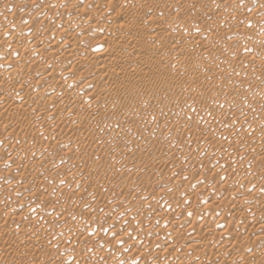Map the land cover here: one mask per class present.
<instances>
[{
  "label": "rangeland",
  "instance_id": "1",
  "mask_svg": "<svg viewBox=\"0 0 264 264\" xmlns=\"http://www.w3.org/2000/svg\"><path fill=\"white\" fill-rule=\"evenodd\" d=\"M63 1L67 0H0V52L10 51L14 59L29 55L35 47L30 42L34 32L38 33L34 42L51 37V42L44 44L47 38L41 42L44 49L53 44L51 49L62 46L60 49L66 50L65 44L72 36L74 41H70H76V48L83 46L91 53L87 65L75 63L73 57H68L71 52L65 57H51L52 63L33 53L36 61L18 68L21 75L9 66L8 58L0 56V236L4 235L0 240V264H23L28 259L31 264L35 260V264H48L49 260L60 261L50 264H264V0H121L117 8L125 14L122 21L132 18L131 32L141 31L134 32L136 38L125 43L128 46L121 48V55L117 53V60L131 64L123 73L134 74L141 63L151 59V53L158 61L153 58L156 63L144 78V86L140 82L126 84L124 93L113 92L115 106L125 110L102 106L92 108L95 110L89 117L69 114V108L56 99L49 100L46 91L40 95L38 82L44 77L46 63L61 81L76 79L72 90L66 85L64 89L76 96L85 91L79 96L84 105L78 109L83 106L82 110L91 111V90L97 92V81L108 80L107 72L95 69L100 62L96 54L104 48L114 49L121 39L116 34L123 39L129 36L118 25L121 19L115 23L112 14L98 15L100 1L113 4L114 0H68V4L78 5L72 13L60 6ZM131 6L150 10L145 18H135L129 15ZM73 19L82 23L91 19V24L74 36L69 29ZM105 22L107 28L100 29L97 23ZM167 32L176 37L165 39ZM135 51L137 57L144 55L140 61ZM135 58L138 63H133ZM179 60L183 67L176 66ZM87 68L93 73L91 83L85 80L90 75ZM9 70L17 79L3 77ZM25 73L30 78L23 79ZM179 73L180 79L176 76ZM155 78L162 81L156 84L158 87ZM134 97L137 102L126 100ZM25 110L30 111L26 112L28 119ZM33 110H41V117L47 110L57 117L49 121L48 131L38 139L34 132H38L43 119ZM67 113L69 117L75 115L70 126L57 120ZM76 126L83 129L72 134ZM11 128L18 129L14 133ZM78 136L80 142H76ZM19 228L28 231L24 239H15L10 232ZM49 236L51 242L45 244ZM25 246L31 250H24Z\"/></svg>",
  "mask_w": 264,
  "mask_h": 264
},
{
  "label": "bare ground",
  "instance_id": "2",
  "mask_svg": "<svg viewBox=\"0 0 264 264\" xmlns=\"http://www.w3.org/2000/svg\"><path fill=\"white\" fill-rule=\"evenodd\" d=\"M68 1V0H67ZM67 1H63L62 2V4L60 5V6H63V7H65V8H67V9H65V10H67L69 13H72L73 12V10H75L76 9V3L75 4H73V3H71V5L73 4L74 6H71L70 4H68V2ZM71 1H73V0H71ZM92 1V0H91ZM99 1V0H98ZM126 1V0H125ZM172 1V0H171ZM198 1V0H197ZM218 1V0H217ZM221 1V0H220ZM114 2H115V4H114ZM130 2V1H129ZM186 2V1H185ZM204 2V1H203ZM118 3H121V0H114L113 1V4L112 3H108L107 2V4L106 3H104V2H101L100 1V3H98V4H100L99 5V7H102L101 8V11H100V13L98 14L99 16L100 15H102V16H105V17H110V15L112 14V17H110L111 19H112V21H119L120 19H121V24H118V25H120V26H122V29H124L125 31V34L127 35V36H129L128 38H126V39H123V37L124 36H122V35H120L119 33L118 34H116L117 36L119 35L120 37H118V39L119 38H121V39H119L118 41H117V38H115L114 37V39L117 41V45H115L114 46V49H111V48H109L108 47V49L106 48V50H105V48H104V50L102 51H100L98 54H96V55H100V60L98 59V61H100L99 62V65H98V67L97 68H95V69H97V72L99 73V72H107L105 75H107L106 77H108V80H106L105 78L104 79H101L100 81H97L98 82V84H97V88H98V90H95V91H97V92H93V90H91V92H92V94L91 95H89L90 97H89V100H91V98L93 99V101L91 102L92 104H91V106L93 105V107H91L90 109H92V108H97L98 109V107H100V108H102V106L103 107H107V108H116V109H120V110H125V109H123V108H121V107H116L115 106V104H114V100H113V98L114 97H112V95H113V92L114 93H116V94H122V93H124L126 90H127V86H125L126 84L127 85H135V84H137V83H142V85L144 86L145 85V83H144V78L148 75V71H149V69L152 67V63H154L153 62V58H154V54L152 55V53L150 54V58L151 59H147L146 58V56H145V58L147 59L145 62H143V63H141V67L136 71V72H134V74H133V72H132V75H129V76H127V74H131V72H128L127 74H126V72L125 73H123L124 71H126V69H127V66L129 65H131V64H128V63H123L124 61H123V59H122V61H119V60H117V58H118V56H120L121 55V52L123 51H121V48H124V46H126L127 44H125L127 41H131L134 37L136 38V36H137V34L136 33H134V32H138L139 30H136L135 28V30L136 31H134V32H131L132 31V28H131V26H130V24H131V21H132V18H131V21L129 20V22H127V21H124V22H126V23H124L123 21H122V19L125 17V14H124V12H122V10L123 9H119V8H117V5H118ZM122 3H123V0H122ZM126 3V2H125ZM221 3H223V2H221ZM130 4V3H129ZM171 4V3H170ZM184 4V3H183ZM190 4V3H189ZM231 4V3H230ZM169 5V4H168ZM186 5V4H185ZM229 5V4H228ZM68 6H70V7H68ZM78 6V5H77ZM231 6H232V4H231ZM236 6V5H235ZM121 7V6H120ZM132 7V6H131ZM166 7H167V5H166ZM178 7V6H177ZM177 7H175V9L177 8ZM179 7H181V6H179ZM187 7V6H186ZM196 7H198V6H196ZM215 7V6H214ZM234 7V6H233ZM263 7V6H262ZM169 8V7H168ZM184 8V7H183ZM183 8H180V9H182L183 10ZM188 8H190V7H188ZM232 8V7H231ZM236 8V7H235ZM174 9V8H173ZM203 9H204V7H203ZM234 9V8H233ZM238 9V8H237ZM128 10H129V8H128ZM150 9H146V8H144V7H142V6H134V7H132V9L130 10L131 12H130V16L131 17H135V18H137L139 15V17H146V15H147V12L149 11ZM163 10V9H162ZM259 10V9H258ZM185 11V10H184ZM220 12V11H219ZM255 12H257V11H255ZM259 12V11H258ZM257 12V13H258ZM67 13V12H66ZM127 13H129L128 11H127ZM151 14H152V12H150ZM183 13V12H182ZM212 13V12H211ZM256 13V14H257ZM260 13V12H259ZM258 13V14H259ZM173 14V13H172ZM254 14V13H253ZM256 14H254L255 16H256ZM257 14V15H258ZM128 15V14H127ZM150 16V15H149ZM253 16V15H252ZM254 16V17H255ZM104 17V18H105ZM151 17V16H150ZM150 17H148L147 19L148 20H150L149 18ZM239 17V16H238ZM254 17H252V18H254ZM257 17V16H256ZM48 18V17H47ZM77 18V17H76ZM76 18H74V19H76ZM91 18V17H90ZM127 18V17H126ZM130 18V17H129ZM200 18H202V17H200ZM260 18V17H259ZM72 20L71 21V26L69 25V23H68V25L67 26H70L69 27V29H70V31H71V33L74 35V34H76V33H78L79 31H81L82 32V29L84 30V27H85V25H87V24H91L90 22H91V19L89 20V22H88V19H87V21L85 22V23H82L81 21H76V20ZM134 19V18H133ZM139 19V18H138ZM162 19H164V18H162ZM124 20V19H123ZM137 20V19H136ZM140 20H142V19H140ZM153 20V19H152ZM155 20V19H154ZM236 20V19H235ZM49 21V20H48ZM107 21H109V20H107ZM145 22H146V20H144ZM224 21V20H223ZM73 22V23H72ZM122 22H123V24H122ZM137 22H139V21H137ZM144 22V23H145ZM199 22V21H198ZM208 22V21H207ZM51 23V22H50ZM111 23V22H110ZM116 23V22H115ZM134 23H136V21L134 22ZM94 24H95V22H94ZM97 24H99V28L100 29H106L107 27V22H105V23H97ZM139 24H140V22H139ZM141 24H142V22H141ZM151 24V23H150ZM152 24H154V23H152ZM151 24V25H152ZM52 25V24H51ZM131 25H133V24H131ZM158 25V24H157ZM229 25V24H228ZM138 26H141V25H138ZM156 26V25H155ZM186 26V25H185ZM57 27V26H56ZM150 27V26H149ZM154 27V26H153ZM158 27V26H157ZM218 27V26H217ZM228 27V26H227ZM140 29H141V27H139ZM177 28V27H176ZM176 28L175 29H173V30H176ZM223 28H225V26L223 27ZM157 30H158V28H156ZM160 29V28H159ZM222 29V28H221ZM161 30V29H160ZM121 32L123 31V30H120ZM119 31V32H120ZM172 31V30H171ZM178 31V30H177ZM221 31V33H222V30H220ZM225 31H227V30H225ZM36 32V31H35ZM140 32L141 31H139V34H140ZM158 32V31H157ZM157 32H155L156 34H159V33H157ZM173 32V31H172ZM172 32H167L166 33V35L164 36L165 37V39H173L174 37H176V35H173V33ZM182 32V30L180 31V33ZM116 33H117V31H116ZM133 34V36H131V34ZM163 33V32H162ZM177 33H179V31L177 32ZM187 33V32H186ZM219 33V32H218ZM217 33V34H218ZM38 33H34L33 32V34L31 35V39H32V41L30 40V42L32 43L33 42V44H35V47L33 46V49H32V53H31V51H30V54L29 55H27V56H20L21 58H17V57H15V59L13 58V56L11 55V52L9 51V52H7V51H1L0 52V56H1V58L4 60V59H6V60H8L9 59V62L11 63V65H9V66H12V68L13 67H15V68H13V69H15L16 70V74L18 73V74H20L19 72H18V68H20V67H22V66H27V64L28 63H31L30 61H32V63H33V61L35 62L36 60L35 59H37L36 57H35V55H33V53H35L36 54V56L37 55H39V56H44V57H46L48 60H49V63H52V62H50L51 61V57H57V58H59L58 56H61V55H64V57H65V55L68 53V52H71V53H68V54H70V56L68 55V57H73V59L72 60H74L75 61V63H80V64H82V65H87V63L90 61V58L89 57H91V53L89 52V48H86V47H83V46H80V47H78V48H76L75 47V44H76V41H75V44H72L73 42H71V41H74V38H73V40H71V37H70V40L67 42L68 44H65L66 46V50H64V49H60V47H62V46H58L59 48L58 49H51L52 47H53V44H52V46L51 47H47L48 49H44V48H46V47H43L42 46V44H41V42H44V40H46V38L44 39V40H42L41 42H40V40H38L39 41V43L38 42H34V39L36 38V37H38V35H37ZM122 34V33H121ZM130 34V35H129ZM138 34V35H139ZM155 34V35H156ZM174 34H175V32H174ZM225 33H223V35H224ZM46 35V34H45ZM78 35V34H77ZM103 34H101V35H99V38H101L100 36H102ZM116 35H114V36H116ZM124 35V34H123ZM153 35H154V33H153ZM154 35V36H155ZM182 35V34H181ZM75 36V35H74ZM86 36V35H85ZM88 36V35H87ZM116 36V37H117ZM139 36H141V35H139ZM160 36V35H159ZM158 36V37H159ZM219 36V35H218ZM18 37V36H17ZM84 37V36H83ZM107 37V36H106ZM108 37H110V36H108ZM107 37V39H109V40H111V38H108ZM156 37V36H155ZM215 37V36H214ZM39 38H41V37H39ZM90 38V37H89ZM125 38V37H124ZM218 38V37H217ZM12 39V38H11ZM14 39V38H13ZM19 39H21L20 37H19ZM28 39H29V37H28ZM36 39H38V38H36ZM43 39V38H42ZM106 39V40H107ZM164 39V40H165ZM185 39V38H184ZM183 39V40H184ZM215 39V38H214ZM15 40V39H14ZM66 40H68V38L66 39ZM65 40V41H66ZM77 40V39H76ZM105 40V39H104ZM134 40V39H133ZM132 40V41H133ZM148 40V39H147ZM187 40V39H186ZM186 40H185V42H186ZM189 40V39H188ZM187 40V41H188ZM201 40V39H200ZM210 40V39H209ZM213 40V39H212ZM9 41V40H8ZM13 41V40H12ZM111 41H113V40H111ZM132 41H131V43H132ZM144 41V40H143ZM190 41V40H189ZM205 41V40H204ZM208 41V40H207ZM211 41V40H210ZM209 41V42H210ZM49 43V42H51V37L49 38H47V40L44 42V44L45 43ZM81 42V41H80ZM104 42V41H103ZM107 42V41H106ZM136 42V41H135ZM184 42V41H183ZM182 42V43H183ZM184 42V43H185ZM202 42V41H201ZM200 42V43H201ZM8 43V42H7ZM12 43V42H11ZM23 43H26V42H23ZM112 43V42H111ZM159 43V42H158ZM190 43H192V41L190 42ZM205 43V42H204ZM14 44V43H13ZM43 44V45H44ZM54 44H56V43H54ZM108 44H109V42H108ZM134 44V43H133ZM132 44V45H133ZM154 44V43H153ZM173 44V43H172ZM206 44V43H205ZM211 44H212V41H211ZM25 45V44H24ZM50 45H51V43H50ZM57 45H59V44H57ZM57 45H56V47H57ZM61 45V44H60ZM80 45V44H79ZM161 45V44H160ZM163 45V44H162ZM186 45V44H185ZM192 45V44H191ZM194 45H196V44H194ZM204 45V44H203ZM213 45V44H212ZM17 46V45H16ZM48 46V45H47ZM113 46V45H112ZM128 46V45H127ZM158 46V45H157ZM209 46V45H208ZM211 46V45H210ZM28 47H30V46H28ZM54 47H55V45H54ZM53 47V48H54ZM83 47V48H82ZM104 47V46H103ZM106 47V46H105ZM132 47V46H131ZM131 47H130V49H131ZM141 47V46H140ZM143 47V46H142ZM148 47V46H147ZM161 47V46H160ZM198 47V46H197ZM204 47H205V45H204ZM26 48V47H25ZM63 48V47H62ZM80 48V49H79ZM129 48V47H128ZM127 48V49H128ZM185 48V47H184ZM187 48V47H186ZM211 48V47H210ZM4 49V48H3ZM29 49V48H28ZM35 49V50H34ZM99 49V48H98ZM134 49V48H133ZM146 49V48H145ZM192 49V48H191ZM196 49H198V48H196ZM201 49H203V47L201 48L200 47V50L198 51V54L200 55V54H202L203 52V50H201ZM207 49H208V47H207ZM1 50V49H0ZM4 50H8L7 48L6 49H4ZM27 50V49H26ZM30 50V49H29ZM34 50V51H33ZM135 50V49H134ZM134 50H132V51H134ZM119 51H120V55H118L117 53H119ZM144 51V50H143ZM149 51V50H148ZM169 51V50H168ZM229 50H227V52H228ZM29 52V51H28ZM125 52V51H124ZM146 52V51H145ZM221 52V51H220ZM125 53H127V52H125ZM136 53V51L134 52V54ZM150 53V52H149ZM229 53H231V52H229ZM228 53V54H229ZM233 53V52H232ZM139 54V53H138ZM173 54V53H172ZM205 54V53H204ZM225 54V53H224ZM22 55V54H21ZM72 55V56H71ZM137 54H135V57H137L136 56ZM162 55V54H161ZM195 55V54H194ZM198 55V56H199ZM230 55V54H229ZM16 56V55H15ZM131 56V55H130ZM140 55H138V57H137V59L140 61L141 59H142V57H144V55L143 56H141V57H139ZM147 56V57H148ZM171 56V55H170ZM176 56V55H175ZM187 56V55H186ZM189 56V55H188ZM197 56V57H198ZM201 56V55H200ZM63 57V56H62ZM93 57V56H92ZM133 57H134V55H133ZM168 57V56H167ZM196 57V56H195ZM8 58V59H7ZM17 58V59H16ZM42 58V57H41ZM131 58V57H130ZM165 58V57H164ZM170 58V57H169ZM186 58V57H185ZM203 58V57H202ZM43 59H45V58H43ZM47 59H45V61L47 60ZM61 59V58H60ZM119 59V58H118ZM128 59V58H127ZM137 59L135 58L134 60H133V63L134 62H137ZM155 60H156V58H154ZM161 59V58H160ZM159 59V60H160ZM180 59V58H179ZM183 58H181V60H182ZM42 60V59H41ZM40 60V61H41ZM57 60V59H56ZM71 60V59H70ZM129 60V59H128ZM55 61V60H54ZM59 61V60H58ZM126 61V60H125ZM130 62L132 61V59H130L129 60ZM138 61V62H139ZM144 61V60H143ZM158 60H156V62H157ZM167 61V60H166ZM165 61V62H166ZM185 61V60H184ZM196 61H198V60H196ZM137 62V63H138ZM155 62V63H156ZM38 63H40V62H38ZM42 63L43 62H41V65H42ZM59 63H61L60 61H59ZM132 63V62H131ZM154 63V64H155ZM183 63H185V62H183ZM195 63V62H194ZM197 63V62H196ZM200 63H202V62H200ZM36 64V63H35ZM47 64L48 63H46V66H45V68H44V70L46 71L45 72V74H44V77L43 78H41L40 79V81L38 82V83H40V85H41V92H40V95L43 93V92H47L48 94H50L49 95V100H51V98L52 99H56L57 101H59V102H61V104L66 108V107H68L69 108V114H80V113H82V114H84V115H86V116H88L89 117V114H90V112H93L95 109H92L91 111L89 110V108H87L88 109V111L87 110H82V108H83V106H82V108L79 110L78 108L80 107V105L81 104H83V100H82V98H79V96L81 97V92H84L85 93V91H81V92H78V93H80V94H78L79 96H76V93H73V95H72V92L71 93H68V92H66L65 91V89H64V87H65V85H66V87L67 88H69V90H72V89H70V87L72 88V85L74 84V82L76 81V79H75V81H71V80H67L68 78H67V76H66V74H65V76H66V78H65V80H67V81H61V79H59L58 77H59V74H56L55 72H52L51 73V71H50V69H48L47 68ZM79 64V65H80ZM98 64V63H97ZM128 64V65H127ZM136 64V63H135ZM153 64V65H154ZM186 64H188L187 62H186ZM30 65V67H32L33 66V64H32V66H31V64H29ZM38 65V64H37ZM40 65V64H39ZM40 65V66H41ZM44 65H45V63H44ZM43 65V66H44ZM61 65V64H60ZM76 65V64H75ZM134 65V64H133ZM132 65V66H133ZM140 65V64H139ZM50 66V65H49ZM138 66V65H137ZM176 66H178V68H180V66H182V61H178V63L176 64ZM198 66V65H197ZM29 67V66H28ZM29 67V69H30V71H29V73L31 72V68ZM37 67V66H36ZM42 67V66H41ZM40 67V68H41ZM71 67H75V66H71ZM70 67V70H72L73 68H71ZM82 67V66H81ZM183 67V66H182ZM196 67V66H195ZM200 67V66H199ZM198 67V68H199ZM69 68V67H68ZM89 68V67H88ZM87 68V69H88ZM161 68V67H160ZM178 68H176V69H178ZM7 69H8V67H7ZM10 70H11V68H9ZM12 69V70H13ZM21 69V68H20ZM27 69V68H26ZM36 69V68H35ZM85 69V68H84ZM87 69L86 70H84V71H87ZM92 69L93 68H91L90 70L92 71ZM133 70L135 69V67H133L132 68ZM10 70H9V72H5V74H4V76L3 77H5V79H6V77L7 78H9L10 80H12L11 78H13V80H14V78H16L17 79V77H13V75L15 74L14 72H10ZM14 70V71H15ZM40 70H43V69H40ZM74 70V69H73ZM128 70H130V69H128ZM132 70V71H133ZM136 70V69H135ZM134 70V71H135ZM186 70V69H185ZM195 70V69H194ZM22 71H23V68H22ZM26 71V70H25ZM33 71H35V70H33ZM64 71V70H63ZM24 72V71H23ZM27 72V71H26ZM37 73L38 72H40V71H38V69H37V71H36ZM87 72H89V69H88V71ZM96 72V71H95ZM110 72H111V74H110ZM122 72V73H121ZM151 73H152V70L150 71ZM150 72H149V76H150ZM33 73V72H32ZM60 73V72H59ZM71 73V72H70ZM80 73V72H79ZM15 74V75H16ZM28 74V73H27ZM31 74V73H30ZM29 74V75H30ZM34 74V73H33ZM77 74V73H76ZM86 74V73H85ZM84 74V75H85ZM88 74H90L88 77L89 78H85V80H86V82L87 83H91L93 80L90 78V76L93 74H91L90 72L88 73ZM102 74H104V73H102ZM102 74H101V76H102ZM114 74V75H113ZM119 74V75H118ZM122 74H124V75H122ZM126 74V75H125ZM21 75V74H20ZM32 75V74H31ZM61 75H62V72H61ZM68 75V74H67ZM110 75H111V77H110ZM118 75V76H117ZM122 75V76H121ZM171 75V74H170ZM196 75V74H195ZM17 76V75H16ZM22 76H24L23 74H22ZM21 76V77H22ZM69 76H70V74H69ZM95 76V75H94ZM98 75L96 74V76H95V78L97 77ZM100 76V78H103V77H101ZM151 76H152V74H151ZM153 76H154V74H153ZM176 76H178L179 77V79L181 78V75H180V73H179V75H176ZM61 77V76H60ZM85 77V76H84ZM105 77V76H104ZM148 77V76H147ZM164 77V76H163ZM28 78H30V76L28 77V75H27V77H26V73H25V77L23 78V79H28ZM71 78V77H70ZM77 78V77H76ZM79 78V77H78ZM100 78H98V80L100 79ZM123 78H125V80H123ZM162 78V77H161ZM166 78V77H165ZM174 78H175V76H174ZM183 78V77H182ZM9 79H7V80H9ZM19 79V78H18ZM22 79V78H21ZM36 79V78H35ZM63 79V78H62ZM72 79V78H71ZM146 79V78H145ZM147 79H149V78H147ZM151 79V78H150ZM149 79V80H150ZM153 79V78H152ZM155 79H157V78H155ZM171 79V78H170ZM12 80V81H13ZM39 80V79H38ZM74 80V79H73ZM97 80V79H96ZM154 80V79H153ZM163 80V79H162ZM165 80V79H164ZM163 80V81H164ZM173 80V79H172ZM11 81V82H12ZM84 81V80H83ZM83 81H82V84H83ZM166 81V80H165ZM169 81V80H168ZM179 81H181V80H179ZM178 81V82H179ZM85 82V81H84ZM96 82V83H97ZM149 82V81H148ZM183 82V81H182ZM8 83V82H7ZM7 83H5V84H7ZM150 83H153V82H151L150 81ZM150 83H148V85L150 84ZM159 83H162V81H161V79L160 80H156V81H154V84L156 85V84H158L159 85ZM168 83V82H167ZM81 84V85H82ZM93 84V83H92ZM91 84V85H92ZM153 84V85H154ZM11 85V84H10ZM21 85V84H20ZM74 85H77V83L76 84H74ZM151 85V84H150ZM154 85V86H155ZM158 85H156L157 87H158ZM62 86V87H61ZM87 86V85H86ZM154 86H153V88H154ZM162 86H164V85H162ZM11 87V86H10ZM65 87V88H66ZM75 87V86H74ZM77 87H80V86H77ZM130 87H132V86H130ZM150 87V86H149ZM64 90H63V89ZM145 88V87H144ZM143 88V89H144ZM147 88V87H146ZM169 88V87H168ZM21 89V88H20ZM84 89V88H83ZM93 89V88H92ZM133 89V88H132ZM135 89V88H134ZM150 89L152 90V88L150 87ZM163 89V88H162ZM37 90H38V88H37ZM68 90V89H67ZM73 90H74V88H73ZM86 90H87V88H86ZM89 90V89H88ZM88 90H87V92H88ZM137 90H139V89H137ZM147 90V89H146ZM157 90V89H156ZM155 90V91H156ZM27 91V90H26ZM29 91H30V89H29ZM36 91V90H35ZM74 91H76V90H74ZM73 91V92H74ZM79 91V90H78ZM131 91V90H130ZM149 91V90H148ZM15 92V91H14ZM23 92H25L24 90H23ZM22 92V93H23ZM37 92V91H36ZM35 92V93H36ZM70 92V91H69ZM141 92H142V89H141ZM150 92H152V91H150ZM39 92H37L36 94H38ZM46 93V94H47ZM128 93V92H127ZM134 93V92H133ZM26 94L28 95V92H26ZM26 94H25V96H26ZM32 94V93H31ZM75 94V95H74ZM90 94V93H89ZM138 94H140V93H138ZM44 95V94H43ZM131 95H133V94H131ZM151 95V94H150ZM4 96H5V94H4ZM7 96V95H6ZM29 96V95H28ZM32 96H33V94H32ZM84 96H85V94H84ZM87 96V95H86ZM136 96V95H135ZM163 96V95H162ZM46 97H48V96H46ZM129 97V96H128ZM130 97H132V96H130ZM141 97V96H140ZM5 98V97H4ZM6 98H8V96L6 97ZM27 98V97H26ZM29 98H30V96H29ZM33 98H36L35 96H33ZM32 98V99H33ZM137 98V97H136ZM139 98V97H138ZM2 99V98H1ZM9 99V98H8ZM31 99V98H30ZM37 99V98H36ZM40 99V98H39ZM44 99V98H43ZM48 99V98H47ZM87 99H88V97H87ZM6 100V99H5ZM34 100L35 99H33V102H34ZM48 100V101H49ZM126 100H128L129 102L131 101H133V100H135V97L134 98H127ZM139 100V99H138ZM169 100V99H168ZM3 101V100H2ZM7 101V100H6ZM9 101V100H8ZM31 101V100H30ZM30 101H28V102H30ZM36 101V100H35ZM88 101V100H87ZM86 101V102H87ZM136 101V100H135ZM27 102V104H29ZM40 102V101H39ZM38 102V103H39ZM55 102V101H54ZM90 102V101H89ZM125 102V101H124ZM130 102V103H131ZM137 102V101H136ZM138 102H140V101H138ZM36 103V102H35ZM37 103V104H38ZM126 103V102H125ZM128 103V102H127ZM22 104V103H21ZM25 104V103H24ZM40 104H42V103H40ZM114 104V105H113ZM133 104V103H132ZM131 104V105H132ZM20 105V104H19ZM39 105V104H38ZM84 105V104H83ZM121 105V104H120ZM124 105H126V104H124ZM130 105V104H129ZM128 105V106H129ZM134 105V104H133ZM132 105V106H133ZM36 106V105H35ZM40 106V105H39ZM88 106V105H87ZM119 106V105H118ZM139 106H141V105H139ZM12 107V106H11ZM15 107V106H14ZM24 107V106H23ZM33 107V106H32ZM36 107H38V106H36ZM35 107V108H36ZM57 107V106H56ZM137 107V106H136ZM77 108V109H76ZM125 108V107H124ZM131 108V107H130ZM139 108V107H138ZM180 108H182L183 109V107L181 106ZM185 108V107H184ZM10 109V108H9ZM8 109V110H9ZM13 109V108H12ZM25 109H26V107H25ZM32 109V108H31ZM37 109V108H36ZM38 109H40V107H38ZM63 109V108H62ZM84 109V108H83ZM86 109V108H85ZM96 109V110H97ZM14 110V109H13ZM18 110V109H17ZM20 110V109H19ZM18 110V111H19ZM23 110V109H22ZM22 110H20V111H22ZM27 110V109H26ZM25 110V113L26 112H29L30 113V111H26ZM11 111V110H10ZM15 111V110H14ZM13 111V112H14ZM17 111V112H18ZM20 111H19V113H20ZM33 111H36V110H33ZM41 110H39L38 112H40ZM47 111H49V110H47ZM45 112V111H43L44 113L42 114V117L39 115V114H41V113H39L38 114V112L36 111V113L43 119V124H39L38 126H39V129H38V126H37V129H38V132L36 131V132H34L36 135H37V139L41 136V134L44 132V131H48V129H47V127L46 126H48V125H51V124H49V121L50 122H53V121H51L52 119H54V116H53V114H51V111L50 112ZM98 111V110H97ZM186 111V110H185ZM23 112H24V110H23ZM23 112H21V114L23 113ZM32 112V111H31ZM83 112H85V113H83ZM99 112V111H98ZM34 113V112H33ZM33 113H32V115H33ZM55 113V112H54ZM68 114V113H67ZM66 115V116H64V117H62V118H60V119H57L58 120V122L59 123H67L68 122V124L69 123H72V122H75V121H73V120H71V119H73L72 117H74L73 115L71 116V117H69L70 115ZM9 115V114H8ZM26 115V118L28 119V117H27V113L25 114ZM91 115V114H90ZM22 116H23V114H22ZM35 116V115H34ZM58 116V115H57ZM62 116V115H61ZM35 117H37V115L35 116ZM59 117V116H58ZM77 117V116H76ZM81 117V116H80ZM80 117H78V118H80ZM91 117V116H90ZM4 118V117H3ZM26 118H24V119H26ZM55 118H57L56 116H55ZM95 118H97V117H95ZM23 119V118H22ZM30 119H31V117H30ZM29 119V120H30ZM76 119V118H75ZM21 120V119H20ZM34 120H35V118H34ZM47 120H48V122H47ZM95 120V119H94ZM26 121V120H25ZM36 121V120H35ZM39 121V120H38ZM37 121V123H39ZM18 122V121H17ZM32 122H33V119H32ZM31 122V123H32ZM41 122V121H40ZM34 123V122H33ZM37 123H35V124H37ZM85 123V122H84ZM48 124V125H47ZM75 124V123H74ZM78 124V123H77ZM95 124H97V123H95ZM25 125V124H24ZM81 125V124H80ZM98 125V124H97ZM12 126V125H11ZM10 126V127H11ZM28 126V125H27ZM69 126H70V124H69ZM71 126H74L73 124H71ZM13 127V126H12ZM20 127V126H19ZM21 127H23L22 125H21ZM75 127V126H74ZM77 127V126H76ZM94 127V126H93ZM98 127H99V125H98ZM9 128V127H8ZM13 128H15V127H13ZM13 128H11L12 130H13ZM114 128V127H113ZM130 128V127H129ZM134 128H137V126L135 125V127ZM5 129H6V127H5ZM10 129V128H9ZM18 129V128H17ZM17 129H14V130H17ZM21 129V128H20ZM19 129V130H20ZM36 129V130H37ZM54 129V128H53ZM56 129V128H55ZM82 127L80 126V127H77L76 129H74V128H72V134L74 133V130L77 132V133H81V131H82ZM133 129V128H132ZM12 130H10L11 132H12ZM13 130V132L15 133V131ZM18 130V131H19ZM89 130V129H88ZM127 130V129H126ZM46 131V132H47ZM87 131V130H86ZM22 132V131H21ZM30 132H31V130H30ZM20 133V132H19ZM50 133V132H49ZM63 134V133H62ZM71 134V133H70ZM83 134V133H82ZM18 135V134H17ZM53 135H54V133H53ZM57 136H59V138H61V136H60V134L58 135V134H56ZM33 136V135H32ZM42 136H43V134H42ZM72 136V135H71ZM34 138H35V135L33 136ZM32 137V138H33ZM56 137V136H55ZM64 137H65V134H64ZM79 137V136H78ZM3 138V137H2ZM19 138V137H18ZM35 138V139H36ZM44 138V137H43ZM54 138V137H53ZM62 138H63V136H62ZM41 139V138H40ZM78 140L80 139V137L79 138H77ZM82 139V138H81ZM37 141H39V140H37ZM69 141V140H68ZM72 141V140H71ZM33 142V141H32ZM76 142H80V140L79 141H76ZM5 143V142H4ZM39 143V142H38ZM54 143V142H53ZM21 145V144H20ZM39 145V144H38ZM37 145V146H38ZM73 145H74V143H73ZM34 146V145H33ZM52 146V145H51ZM71 146V145H70ZM35 147H36V145H35ZM41 147V146H40ZM19 148H20V146H19ZM23 148V147H22ZM34 148V147H33ZM36 148H38V147H36ZM10 149V148H9ZM29 148H27V150H28ZM34 150H35V148H34ZM41 150V149H40ZM73 150H74V148H73ZM5 151V150H4ZM64 151V150H63ZM35 152V151H34ZM39 152V151H38ZM22 153V152H21ZM42 153V152H41ZM48 154H50V153H48ZM33 160V159H32ZM46 160V159H45ZM47 161V160H46ZM13 162V161H12ZM60 163V162H59ZM128 164H130V163H128ZM127 165V164H126ZM14 166V165H13ZM18 166V165H17ZM29 166V165H28ZM55 166V165H54ZM58 166V165H57ZM16 167V166H15ZM35 167V166H34ZM19 169V168H18ZM78 169V168H77ZM124 169V168H123ZM17 170V169H16ZM128 170V169H127ZM1 171V170H0ZM81 171V170H80ZM75 172V171H74ZM123 172H125V171H123ZM59 173V172H58ZM64 173V172H63ZM22 174V173H21ZM33 174V173H32ZM75 174V173H74ZM80 174V173H79ZM20 177V176H19ZM23 178V177H22ZM67 178V177H66ZM70 178V177H69ZM67 181V180H66ZM21 182V181H20ZM64 183V182H63ZM5 184V183H4ZM37 184V183H36ZM4 187V186H3ZM22 189V188H21ZM3 190V189H2ZM37 191V190H36ZM34 192V191H33ZM28 193H29V191H28ZM30 194V193H29ZM30 197V196H29ZM1 203V202H0ZM51 203V202H50ZM4 205V204H3ZM8 206V205H7ZM2 208V207H1ZM5 209V208H4ZM33 210V209H32ZM48 210V209H47ZM7 211V210H6ZM27 211V210H26ZM52 211V210H51ZM28 212V211H27ZM38 212V211H37ZM32 213V212H31ZM36 213V212H35ZM40 213V212H39ZM51 213V212H50ZM38 214V213H37ZM44 214H45V212H44ZM47 214V213H46ZM57 214V213H56ZM55 215V214H54ZM53 215V216H54ZM50 216H52V215H50ZM55 217V216H54ZM59 217V216H58ZM17 218V217H16ZM50 219H51V217H50ZM56 219V218H55ZM64 219H65V217H64ZM67 219H69V218H67ZM59 220H60V217H59ZM1 221V220H0ZM17 221V220H16ZM26 221V220H25ZM28 221V220H27ZM34 221V220H33ZM68 221V220H67ZM72 221V220H71ZM65 222V221H64ZM150 222H152V221H150ZM39 223V222H38ZM3 224V223H2ZM7 224V223H6ZM24 224V223H23ZM33 224H35V223H33ZM46 224V223H45ZM67 225V224H66ZM1 227H2V225H0ZM5 226V225H4ZM3 226V227H4ZM7 226V225H6ZM14 226V225H13ZM22 226V225H21ZM48 225L46 224V227H47ZM0 227V228H1ZM8 227V226H7ZM18 227V226H17ZM34 227V226H33ZM6 228V227H5ZM32 228V227H31ZM31 228L29 229V230H31ZM4 229V228H3ZM8 229H11V228H8ZM19 229H21V228H19ZM25 229V228H24ZM28 229V228H27ZM27 229H25V230H27ZM37 229H38V227H37ZM36 229V230H37ZM34 230V229H33ZM33 230H31L32 231V233H37V231L35 232V231H33ZM39 230V229H38ZM46 230V229H45ZM51 230V229H50ZM0 231H2V230H0ZM6 231V230H5ZM5 231H4V233H5ZM9 231V230H8ZM11 233L13 232V235H16V237H15V239L16 238H25L26 237V235H27V233H28V231L27 232H25V231H23L22 229L21 230H14V229H12V231H10ZM40 232V231H39ZM42 232V231H41ZM40 232V233H41ZM1 233V232H0ZM31 233V232H30ZM51 233V232H50ZM49 233V234H50ZM90 233V232H89ZM5 234H7V233H5ZM32 235V234H31ZM30 234H29V236H31ZM90 235V234H89ZM9 237H10V235H8ZM25 236V237H24ZM4 237V235L1 237L0 236V240H2L1 238H3ZM28 237V236H27ZM52 237V236H51ZM51 237L49 236V237H47V242L45 243V244H47V243H49V242H51ZM33 238V237H32ZM31 238V239H32ZM41 238H42V236H41ZM101 238V237H100ZM185 238V237H184ZM12 239V238H11ZM17 239V240H18ZM22 239V241H24ZM28 239V238H27ZM31 239H29V241L31 240ZM121 239V238H120ZM5 240V239H4ZM44 240V239H43ZM46 240V239H45ZM114 240V239H113ZM8 241V240H7ZM11 241V240H10ZM28 241V242H29ZM32 241V240H31ZM39 243L42 241V240H37ZM65 241V240H64ZM183 241H184V239H183ZM13 242V241H12ZM15 242V241H14ZM17 242V241H16ZM35 242V241H34ZM57 242V241H56ZM67 242V241H66ZM185 242V241H184ZM235 242V241H234ZM38 243V244H39ZM98 243V242H97ZM28 244V243H27ZM31 244H33L32 245V250L34 249V243H31ZM38 244H36V245H38ZM41 244H44V243H41ZM50 244V243H49ZM66 244V243H65ZM236 244H237V242H236ZM4 245H7V244H4ZM21 245V244H20ZM20 245H19V249L21 248L20 247ZM26 245V244H25ZM29 245H30V243H29ZM44 246V245H43ZM55 246V245H54ZM72 246V245H71ZM70 246V247H71ZM75 246V245H74ZM129 246V245H128ZM9 247H11L12 248V246H9ZM23 247V246H22ZM64 247V246H63ZM4 248V247H3ZM6 248V247H5ZM14 248V247H13ZM25 248H27L26 246H25ZM24 248V250H26V251H30L31 250V248H29V246H28V248L27 249H25ZM68 248V247H67ZM77 248V247H76ZM19 249H17V251L19 250ZM39 249V248H38ZM58 248H56L55 250L57 251V254L59 255V253H58V250H57ZM61 249V248H60ZM65 249V248H64ZM61 250H63V249H61ZM66 250V249H65ZM15 251V250H14ZM20 251H21V249H20ZM20 251H18V252H20ZM35 251H37V249L35 250ZM43 251V250H42ZM10 252H12V249H11V251ZM23 252V251H22ZM22 252L21 253H19L20 255L22 254ZM25 252V251H24ZM32 252H34V250L32 251ZM31 252V253H32ZM53 252V251H52ZM69 252H71L72 254H73V250H71L70 249V251ZM92 252V251H91ZM15 253H16V251H15ZM26 253H29V252H26ZM34 253H36V252H34ZM41 253V252H40ZM18 254V253H17ZM16 254V255H17ZM30 254V253H29ZM54 254V253H53ZM15 254H13V256H14ZM19 255V256H20ZM25 253H24V257H25ZM33 255V254H32ZM45 255V254H44ZM4 256V255H3ZM18 256V257H19ZM28 256V255H27ZM31 256V255H30ZM51 256V255H50ZM54 256V255H53ZM71 256V255H70ZM14 257H16V256H14ZM17 257V258H18ZM22 257V256H21ZM20 257V258H21ZM72 257V256H71ZM91 257V256H90ZM96 257V256H95ZM104 257V256H103ZM102 257V258H103ZM11 259H12V257H10ZM23 258V257H22ZM49 258V257H48ZM52 258V257H51ZM93 258V257H92ZM54 259V258H53ZM60 259V258H59ZM99 259V258H98ZM97 259V260H98ZM15 261H17L16 259H14ZM19 260V259H18ZM29 260V259H28ZM28 260H25L26 261V264H31V262H29ZM31 260V259H30ZM34 260V259H33ZM41 260H42V258H41ZM99 260H103V259H99ZM98 260V261H99ZM12 261V260H11ZM24 260H23V264H24V262H25ZM58 262L59 260H55V262ZM97 261V262H98ZM9 262V261H8ZM35 262L37 263V261L35 260ZM35 262L33 261V263L35 264ZM50 262H52V263H55V262H53V260L51 261V260H49L48 261V264H50ZM56 262V263H57ZM60 262V261H59ZM100 262V261H99ZM99 262H98V264H99ZM16 263V262H15ZM14 263V264H15ZM93 263V261L91 262V264ZM116 263V262H115ZM261 262H259V264H260ZM21 264V263H20ZM41 264V263H40ZM82 264V263H81ZM88 264H90V263H88ZM251 264V263H250Z\"/></svg>",
  "mask_w": 264,
  "mask_h": 264
}]
</instances>
